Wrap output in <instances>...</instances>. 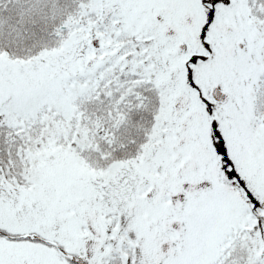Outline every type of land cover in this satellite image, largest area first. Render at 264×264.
Here are the masks:
<instances>
[{
	"label": "snow or ice",
	"instance_id": "1",
	"mask_svg": "<svg viewBox=\"0 0 264 264\" xmlns=\"http://www.w3.org/2000/svg\"><path fill=\"white\" fill-rule=\"evenodd\" d=\"M0 264H264V0H0Z\"/></svg>",
	"mask_w": 264,
	"mask_h": 264
}]
</instances>
